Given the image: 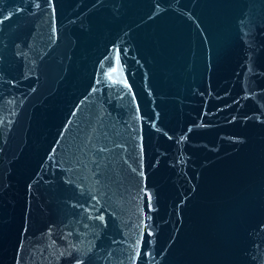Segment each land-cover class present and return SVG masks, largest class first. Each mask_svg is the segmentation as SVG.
Returning <instances> with one entry per match:
<instances>
[{"label": "water", "instance_id": "95a60500", "mask_svg": "<svg viewBox=\"0 0 264 264\" xmlns=\"http://www.w3.org/2000/svg\"><path fill=\"white\" fill-rule=\"evenodd\" d=\"M0 264H264V0H0Z\"/></svg>", "mask_w": 264, "mask_h": 264}]
</instances>
